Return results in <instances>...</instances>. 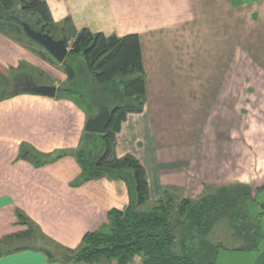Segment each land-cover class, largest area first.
I'll list each match as a JSON object with an SVG mask.
<instances>
[{
    "label": "crops",
    "instance_id": "crops-1",
    "mask_svg": "<svg viewBox=\"0 0 264 264\" xmlns=\"http://www.w3.org/2000/svg\"><path fill=\"white\" fill-rule=\"evenodd\" d=\"M45 1L55 23L70 19L77 32L139 36L146 103L142 112L126 114L115 154L133 155L142 164L149 200L165 188L193 199L207 186H240L250 192L248 203L255 200L248 207L264 225V0ZM19 62L53 69L0 32V70ZM29 77L36 83L29 72L16 80ZM31 108L0 102V241L27 230L21 212L52 243L76 249L106 222L109 209L126 207L127 186L107 177L79 183L72 148L81 129L67 136L57 127L63 117L56 110ZM30 135V145L41 152L71 153L36 167L19 157ZM262 244L251 264H264ZM26 246L0 254V264H65L61 254H46L44 249L55 253L50 248Z\"/></svg>",
    "mask_w": 264,
    "mask_h": 264
},
{
    "label": "trees",
    "instance_id": "trees-1",
    "mask_svg": "<svg viewBox=\"0 0 264 264\" xmlns=\"http://www.w3.org/2000/svg\"><path fill=\"white\" fill-rule=\"evenodd\" d=\"M17 8L21 9L23 15L33 19L34 24L44 33L56 39L63 38L67 43L71 41L68 57L81 58V69L88 71L94 77L95 81L102 86L100 88L102 92L108 93L110 90L113 92L107 84L117 75L130 76L124 81L123 86L132 90L133 100L136 102V104L114 102L111 105L98 97L95 98L100 110L105 108L110 110L111 119L105 133L98 134L105 144V149L100 156L89 159L83 150L75 153L82 167L79 183L102 177L111 180L123 179L127 183L128 180L130 183L132 180L136 195L133 194V188L129 184L128 205L124 208H111L105 225L95 231L87 232L76 249H67L70 253H75L74 258L70 259L71 264L82 262L92 264L100 260L131 264L135 256L141 257L144 264H219L213 261L207 262L202 255L194 256L188 249L191 239L194 235L196 236L195 232L206 233L211 226V221L215 220L217 211L220 209L218 201L214 197L211 201L210 198H201L198 201L182 199L178 204L173 198H168L160 199L157 205L149 210H140L139 208L149 200V183L145 169L133 155L128 154L122 158L115 155V135L119 132L126 114L140 112L146 100L139 36L129 34L124 37H108L102 33L94 34L88 29L77 32L70 19L55 23L45 0H0V21L15 24L20 32L23 31L22 27L11 17L17 14L14 12ZM0 31L5 33L2 26ZM24 35L26 36L25 33ZM26 38L29 39L27 36ZM29 40L34 43L31 39ZM67 74L69 81L75 79L76 71L73 66L67 67ZM39 154H43V157L47 155L41 152L34 155V165L37 166H43L61 156L58 154L55 158L44 159L39 157L41 156ZM19 157L24 159L26 156L21 154ZM125 171L130 172L131 177L123 176ZM227 191L223 188L221 192L228 196ZM231 196L227 198L233 202ZM262 208L264 209V203ZM174 212L177 214L175 221H173ZM243 215L246 214L243 213ZM260 215L261 213L258 218H261L262 215ZM18 217L21 223L27 224V230L4 238L0 244L30 236L32 229L36 228L21 212H18ZM177 240L181 242L182 252H176L174 249ZM25 248H27L26 245H21L2 250L0 254ZM250 248H258L256 240ZM44 250L51 259L55 256L51 251ZM70 260L67 262L69 263Z\"/></svg>",
    "mask_w": 264,
    "mask_h": 264
},
{
    "label": "rangeland",
    "instance_id": "rangeland-1",
    "mask_svg": "<svg viewBox=\"0 0 264 264\" xmlns=\"http://www.w3.org/2000/svg\"><path fill=\"white\" fill-rule=\"evenodd\" d=\"M0 26H2V29L5 31L8 37L19 44L23 43V45H26L27 48L29 47L32 54H34L39 59H46L49 62L48 65L53 67V69L42 70L41 66H38L36 64L29 62H19L18 65L9 67L8 70H0V102L3 100L6 102V104L10 105L12 101L15 105L24 107H27L29 105L30 107H32L31 109L37 111L43 110V112H45V109L56 110L57 114L61 115V118L63 117L62 122L60 124H57V127H59V130H61L62 133H67L68 136L70 132L71 136L74 135L73 133L77 131V126H79V128L81 129L77 145L75 146V149L72 148V154L83 150L85 155L89 159L100 156L105 149L104 141L98 134H89L88 132H86L85 124L88 119L96 116L100 112V106H98L95 102L96 97L100 98L103 101H106L111 105H113L114 102H130L136 104V102L133 100L134 96L132 90L130 88L126 89L123 86L124 81L128 80L130 76L117 75L116 77L112 78L109 84H107V87L112 88L113 92L112 90H110L108 93L105 91H103V93L100 90L102 86L95 81L94 77L89 74L88 71L81 69L82 60L80 57L73 58V56H67L64 62H58L50 55V53L45 48L44 50L41 45L35 42L33 43L29 39H27L23 31L20 32L17 30V26L15 24L0 21ZM1 33L5 34L4 32ZM71 44L72 42L69 41V47L71 46ZM69 65L73 66L76 71V76L73 81L68 80L67 67ZM21 72H29L34 75L35 81L38 84H48L55 86L57 88L56 96H38L26 93L22 89H19L18 86H16V77ZM49 99H51L54 104H48L49 102L47 101H50ZM145 103L146 100L140 112L143 111ZM30 140H33L32 135L29 136V142L23 140V142L19 146V154H24L26 156L24 159H28L34 164V155H38V152L41 151L30 145V143H32ZM69 153H71V151L68 148H61L51 153H45V155H47L44 157L42 156L43 154H39L41 155L39 157L48 159L51 157L55 158L58 154H61L59 158H62L67 156ZM74 156L76 157V155ZM53 162H55V160H52L49 163ZM78 165L80 167V174H82V167L79 164V161ZM35 166L41 167L37 165ZM123 173V176L131 177L129 175L130 172L125 171ZM122 181L125 182V180L123 179ZM125 184L127 186V190L130 184V186L133 188V194L136 195L134 182H132L131 180L130 183V181L128 180V183L125 182ZM224 189H227V193L229 195H232L231 197L233 198L232 200H234L233 202H230V199L227 198L229 195L226 196L222 194L223 192L221 191L223 190V188L217 189L212 186H207L201 196L193 199L178 196L179 190L172 189L173 191L170 192L169 189L165 188L161 196L155 199L148 200V202L144 206H141L139 209L149 210L152 207L156 206L157 202H159L160 199L173 198L179 204L180 200L182 199L198 201L201 198H210L209 200L211 201L214 197V199L218 201L220 207V209L217 211L218 215L216 216L215 220L211 221V226L206 231V233H204V231H201L199 233L198 231L195 232L196 236L194 235V238L191 239L190 245L188 247V249L190 250V254L194 256L202 255V258H204L207 262L213 261L219 264H222L220 263V261L222 260H224L225 262L230 261L232 262L231 264H251L255 256L262 252V242L264 240L263 222L260 219L257 221L255 211L253 210V208H251L250 210L248 207V204H250L248 203L250 199V192L247 188L242 189V187L240 186H232ZM251 200L252 201H250V207H255V200ZM259 206L260 205L258 204V207ZM243 213H245L246 215H243ZM173 218V221H175V218H177L176 212H174ZM107 221L108 216L106 222L103 223L101 227L105 225ZM101 227H99V229ZM252 240L257 241V243L259 244L258 248L249 247ZM28 244H34L38 247L50 248L55 252L54 255L61 254L63 256L62 259L65 264H71L70 259L74 258L73 256L75 255V253H70L69 251H67L66 248L52 243L49 239L43 236L41 232L37 230V227L32 229L30 236L28 235L24 238L13 239L10 240V242L8 241L0 244V251ZM174 249L176 252H182L180 240H177ZM137 258L138 260L140 258V261L143 262L141 257L135 256L132 259L131 264L135 263ZM68 260H70L69 263L67 262ZM100 261H97L96 263H99ZM245 261L247 263H244ZM109 262H115L117 264V262L114 260ZM82 263L91 264L87 262Z\"/></svg>",
    "mask_w": 264,
    "mask_h": 264
},
{
    "label": "water",
    "instance_id": "water-1",
    "mask_svg": "<svg viewBox=\"0 0 264 264\" xmlns=\"http://www.w3.org/2000/svg\"><path fill=\"white\" fill-rule=\"evenodd\" d=\"M14 12L17 14L12 15V19L22 27L24 33L29 39L44 47L56 61H65L71 50L65 39H56L52 35L44 33L34 24L33 19L29 16L23 15L20 8L15 9ZM22 90L27 93L46 97H55L57 94V88L55 86L36 84L32 77H29V79L25 82ZM110 119V110L108 108L101 109L96 116L87 120L85 130L90 133L103 135Z\"/></svg>",
    "mask_w": 264,
    "mask_h": 264
},
{
    "label": "flooded vegetation",
    "instance_id": "flooded-vegetation-1",
    "mask_svg": "<svg viewBox=\"0 0 264 264\" xmlns=\"http://www.w3.org/2000/svg\"><path fill=\"white\" fill-rule=\"evenodd\" d=\"M26 79H17V85L16 86H23L25 85Z\"/></svg>",
    "mask_w": 264,
    "mask_h": 264
}]
</instances>
